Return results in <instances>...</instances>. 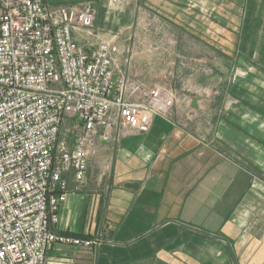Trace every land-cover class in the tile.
<instances>
[{"label":"crops","instance_id":"obj_1","mask_svg":"<svg viewBox=\"0 0 264 264\" xmlns=\"http://www.w3.org/2000/svg\"><path fill=\"white\" fill-rule=\"evenodd\" d=\"M144 5L176 29L177 66L154 84L175 103L98 143L56 230L101 242L54 245L45 264H264V0Z\"/></svg>","mask_w":264,"mask_h":264},{"label":"built area","instance_id":"obj_2","mask_svg":"<svg viewBox=\"0 0 264 264\" xmlns=\"http://www.w3.org/2000/svg\"><path fill=\"white\" fill-rule=\"evenodd\" d=\"M94 21L90 2L0 0V264H45L54 245L98 246L56 230L70 185L84 182L98 143L147 133L175 103L174 90L125 77Z\"/></svg>","mask_w":264,"mask_h":264},{"label":"rangeland","instance_id":"obj_3","mask_svg":"<svg viewBox=\"0 0 264 264\" xmlns=\"http://www.w3.org/2000/svg\"><path fill=\"white\" fill-rule=\"evenodd\" d=\"M56 4H79L90 2L94 8L95 32L99 39L114 40L118 47L117 61L119 67L126 64L125 77L153 86L169 82L162 72L172 70V53L178 51L170 42L176 35V29L166 25L159 16H153L144 5L145 0H58ZM56 6V5H54ZM155 21L153 22V20ZM137 73H139L137 75ZM216 81V80H215ZM214 81V82H215ZM178 84V79L173 80ZM171 82V83H172ZM209 82H212L210 80ZM73 119H65L62 129H72ZM75 131L65 134L72 140Z\"/></svg>","mask_w":264,"mask_h":264}]
</instances>
